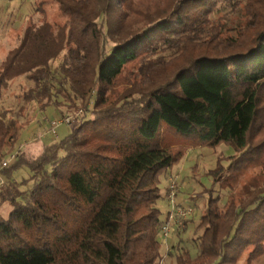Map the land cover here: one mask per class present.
Wrapping results in <instances>:
<instances>
[{
  "label": "trees",
  "instance_id": "obj_1",
  "mask_svg": "<svg viewBox=\"0 0 264 264\" xmlns=\"http://www.w3.org/2000/svg\"><path fill=\"white\" fill-rule=\"evenodd\" d=\"M42 3L61 19L30 22L0 63V101L13 79L30 82L16 111L0 106V162L31 122L19 119L28 105L86 112L3 168L0 264H160L161 176L197 147L217 153L197 253L177 243L169 256L243 264L264 254V0ZM163 123L187 148L164 147ZM21 168L31 174L17 180Z\"/></svg>",
  "mask_w": 264,
  "mask_h": 264
},
{
  "label": "rangeland",
  "instance_id": "obj_2",
  "mask_svg": "<svg viewBox=\"0 0 264 264\" xmlns=\"http://www.w3.org/2000/svg\"><path fill=\"white\" fill-rule=\"evenodd\" d=\"M41 2L42 0H0V63L7 54L8 50L18 43L19 37L30 22L39 24L44 19L50 21L61 19V15L54 6L46 8L45 11H43L44 9H40V5L45 7V4H41ZM227 9L228 7L226 5H221L219 11L224 12L227 11ZM130 66L131 65L127 68H130ZM29 84L30 82L23 76L13 79L10 82L8 89L5 91L4 98L0 101L1 108H11L16 111L23 103L19 97V93H21L23 88L27 87ZM122 88H124L123 84L118 86L120 91ZM93 100L94 98L90 101V108L93 105ZM28 106L25 110V116H19V119L24 120L28 115L29 121L31 122L25 125L21 130L16 150L10 153H17V151L19 152L25 149L28 151L33 150L34 152H38L41 150L43 145L64 138L74 126L66 123H60L55 132H53L51 122L63 115L62 110L49 106L45 111L38 110L34 114L35 106ZM82 108H84L85 113L86 107ZM160 134L164 147L168 148L171 152H175L179 149L181 150L183 147L187 148V145L184 142L185 137L175 131L172 127L168 126L166 123L162 124ZM188 150L189 149L186 150L187 155L185 154L181 161H179V164H182L184 161L187 162V166L184 168L182 173L185 184L182 189L184 196H182L187 204H190L195 208V212L186 221V223L181 226H179L178 222H173V225L176 227V231L175 234L167 240V243H164L163 240L160 239L161 253L162 255L167 253L164 264H176L175 257L173 256L175 250L172 248L174 252H170L171 256H169L168 251L170 249L168 250V247L175 246L177 243H181V246L188 248L191 256L196 255V233H194V229L199 222L200 212L206 203L207 190L205 188L210 187L212 182L208 171L215 166L217 158L216 151L209 147H197L191 149L190 151ZM217 150L222 151L227 156L234 153V149L232 147L225 145H221L217 148ZM227 163L228 162H225L226 165ZM30 174L29 169L21 168L14 173V177L17 180H21L28 177ZM166 186L167 177L162 174L160 187L161 192L164 194ZM216 193L225 195L222 199V202H224L229 192L228 190H221ZM158 205L162 210V217L164 220L168 211V201L166 197L162 198L158 202ZM4 206L5 205H3L0 210L3 213H6L9 206ZM191 244H193V246ZM243 264H264V254L252 256L247 252L244 255Z\"/></svg>",
  "mask_w": 264,
  "mask_h": 264
},
{
  "label": "built area",
  "instance_id": "obj_3",
  "mask_svg": "<svg viewBox=\"0 0 264 264\" xmlns=\"http://www.w3.org/2000/svg\"><path fill=\"white\" fill-rule=\"evenodd\" d=\"M84 113V108H80L74 113H67L61 117L52 120V131L55 132L60 123L74 125L78 118H81ZM17 156V153H10L6 158L0 162V186L7 182V177L3 174V168L7 167ZM184 180L178 171L171 172L168 176V185L166 191V199L168 201L167 216L163 221L158 232L159 240L162 239L164 243L175 234L176 227L173 222H178L179 226L184 224L195 212V208L190 204H182L180 200V192L183 188ZM165 258V257H164ZM163 257L160 264H164Z\"/></svg>",
  "mask_w": 264,
  "mask_h": 264
},
{
  "label": "crops",
  "instance_id": "obj_4",
  "mask_svg": "<svg viewBox=\"0 0 264 264\" xmlns=\"http://www.w3.org/2000/svg\"><path fill=\"white\" fill-rule=\"evenodd\" d=\"M191 149H193V148H189V150L188 151H190ZM186 155H187V153H186ZM181 161V160H180ZM181 164V163H180ZM179 163H177V164H175L172 168H171V170L169 171V172H167L166 173V177H167V183H168V176H169V174L171 173V172H174V171H178V172H180V174H181V176H182V178L184 177L183 176V171H184V168H186V166H187V162H183L181 165H180ZM183 180H184V178H183ZM185 184H183V186H184ZM166 188V187H165ZM183 189V188H182ZM180 194H181V196L183 195V193H182V190H181V192H180ZM180 196V200H181V202H182V204H187L186 203V201L183 199V196L181 197ZM192 246H193V244H191ZM171 247H168V250L170 249ZM166 256H167V253L165 254V255H163L162 257L164 258V259H166Z\"/></svg>",
  "mask_w": 264,
  "mask_h": 264
}]
</instances>
